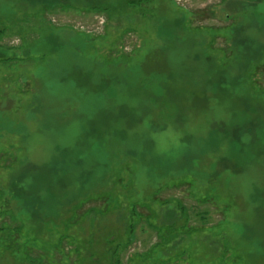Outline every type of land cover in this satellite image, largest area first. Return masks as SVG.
<instances>
[{
	"label": "rangeland",
	"instance_id": "374dc122",
	"mask_svg": "<svg viewBox=\"0 0 264 264\" xmlns=\"http://www.w3.org/2000/svg\"><path fill=\"white\" fill-rule=\"evenodd\" d=\"M1 226L0 264H264V0H0Z\"/></svg>",
	"mask_w": 264,
	"mask_h": 264
},
{
	"label": "trees",
	"instance_id": "16d2710c",
	"mask_svg": "<svg viewBox=\"0 0 264 264\" xmlns=\"http://www.w3.org/2000/svg\"><path fill=\"white\" fill-rule=\"evenodd\" d=\"M255 39H253L251 42H249L250 43V45L253 43V41H254ZM28 183L29 182H27L26 184V187L28 188V189H31V187H32V185H28ZM24 190H25V188H24ZM14 229V232H15V234H18V228H13ZM4 230H6V231H4ZM0 232H3L2 234H3V236H1L0 235V242H2V244H3V246H5L6 245V247L8 248V249H11V248H14V247H16L14 244H17L16 242H15V236H14V233L12 232V230L11 229H9V227L8 228H5V227H0ZM4 233H5V235H4ZM3 239H5V240H3ZM16 240H17V238H16ZM7 243H6V242ZM17 248V247H16ZM17 251L19 252V246H18V248L16 249V253H17Z\"/></svg>",
	"mask_w": 264,
	"mask_h": 264
}]
</instances>
